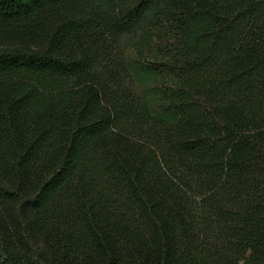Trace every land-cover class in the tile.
Listing matches in <instances>:
<instances>
[{
	"label": "trees",
	"instance_id": "obj_1",
	"mask_svg": "<svg viewBox=\"0 0 264 264\" xmlns=\"http://www.w3.org/2000/svg\"><path fill=\"white\" fill-rule=\"evenodd\" d=\"M0 264H264V0H0Z\"/></svg>",
	"mask_w": 264,
	"mask_h": 264
}]
</instances>
